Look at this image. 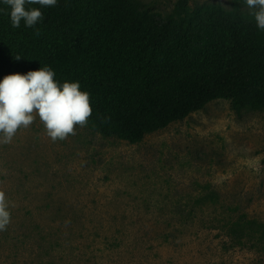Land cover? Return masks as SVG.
Here are the masks:
<instances>
[{
	"label": "rangeland",
	"instance_id": "374dc122",
	"mask_svg": "<svg viewBox=\"0 0 264 264\" xmlns=\"http://www.w3.org/2000/svg\"><path fill=\"white\" fill-rule=\"evenodd\" d=\"M134 1L161 15L177 3ZM207 3L255 10L188 0ZM75 133L53 142L37 115L0 143V264H264V110L212 100L135 143L88 123Z\"/></svg>",
	"mask_w": 264,
	"mask_h": 264
},
{
	"label": "trees",
	"instance_id": "16d2710c",
	"mask_svg": "<svg viewBox=\"0 0 264 264\" xmlns=\"http://www.w3.org/2000/svg\"><path fill=\"white\" fill-rule=\"evenodd\" d=\"M25 8L43 18L14 28L0 0V80L47 66L59 85L78 82L90 97L87 123L104 136L135 143L216 99L236 112L264 110V30L255 10L216 3L190 10L188 0H177L170 15L134 0ZM233 223L226 235L239 245L241 215Z\"/></svg>",
	"mask_w": 264,
	"mask_h": 264
},
{
	"label": "clouds",
	"instance_id": "9594fccd",
	"mask_svg": "<svg viewBox=\"0 0 264 264\" xmlns=\"http://www.w3.org/2000/svg\"><path fill=\"white\" fill-rule=\"evenodd\" d=\"M10 6V20L14 28L21 20L27 27L37 24L43 14L39 8L26 9V4L55 6L57 0H3ZM255 9L257 27L264 30V0H246ZM19 59V58H17ZM54 71L45 66L26 74H10L0 80V143H11L17 130L28 128L38 115L53 142L75 135V126L84 127L92 114L89 93L82 92L78 82L54 80ZM9 202L0 191V231L11 221Z\"/></svg>",
	"mask_w": 264,
	"mask_h": 264
}]
</instances>
